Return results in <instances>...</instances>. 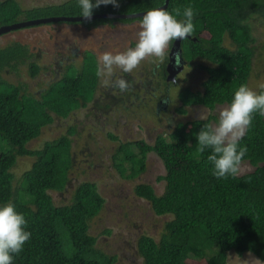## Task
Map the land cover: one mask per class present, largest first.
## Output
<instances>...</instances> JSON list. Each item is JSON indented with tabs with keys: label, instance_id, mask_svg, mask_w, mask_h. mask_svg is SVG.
Segmentation results:
<instances>
[{
	"label": "trees",
	"instance_id": "1",
	"mask_svg": "<svg viewBox=\"0 0 264 264\" xmlns=\"http://www.w3.org/2000/svg\"><path fill=\"white\" fill-rule=\"evenodd\" d=\"M164 2L117 0L118 6L101 4L92 16L144 13L161 8ZM188 6L196 13L194 33L180 42L181 57L187 63L186 70L196 60L207 65H199L206 72L199 91L189 86L178 88L180 115L196 106L209 112L217 106H228L234 91L242 84L248 85L253 35L247 23L254 15L264 21V0H169L166 11L174 15L179 12L178 18H182ZM59 17H80L78 0L29 9H22L16 0L0 1V27ZM141 19L100 18L67 24L91 31L116 23H140ZM50 24L54 23L40 26ZM226 40L231 47L225 45ZM167 56L158 66L162 75ZM36 57L28 45L19 41L0 46V204L13 203L25 216L26 230L31 233L14 264H115L116 257L97 249V238L89 232L91 220L105 204L95 183H78L70 200L62 204L52 197L53 193L67 192L73 181L70 173L75 167V154L71 136L76 133L75 127L46 142L41 149L27 147L46 126L98 101L99 60L94 53L85 51L79 66L61 68L59 75L38 94L4 79L5 73L18 75L22 68L35 78L40 72ZM161 79L166 80V76ZM259 92H264V87ZM168 97L167 93L163 105ZM150 103L151 109L157 110L158 100ZM214 120L210 114L206 119L180 122L170 133L160 134L153 144L143 140L120 142L108 134L112 141L119 142L113 159L124 179L139 177L145 171L149 154L156 155L164 166L165 175L157 179L165 183L161 195H156L148 184L135 188V195L149 202L155 215L171 217L157 241L146 234L138 237L137 253L143 264H227L229 251L239 257L251 253L264 261V116L254 115L240 141L247 146L241 165L249 164L253 170L228 179L215 178L207 162L209 152L197 151L195 134L205 125L212 126ZM19 157H32L34 162L20 182L14 184L12 170Z\"/></svg>",
	"mask_w": 264,
	"mask_h": 264
},
{
	"label": "rangeland",
	"instance_id": "2",
	"mask_svg": "<svg viewBox=\"0 0 264 264\" xmlns=\"http://www.w3.org/2000/svg\"><path fill=\"white\" fill-rule=\"evenodd\" d=\"M16 1L22 9H29L46 4H60L68 0ZM247 24L253 35L250 46L253 49L252 70L247 86L258 92L264 87V21L254 15ZM140 31L141 26L138 22L125 25L116 23L91 31L81 26L60 22L11 31L7 33L8 35L0 36V46L14 41L28 45L37 55L35 62L40 66V72L32 78L27 69L22 68L18 75L5 73L4 79L13 84H21L27 92L38 94L59 75L61 68L70 64L79 66L85 51L94 53L98 60L105 52L113 54L123 52L133 47L132 44H136ZM225 45L231 47L230 41L226 40ZM160 64L162 62L158 59L148 57L132 73L114 69L113 76L108 78L110 81L108 84L104 82L105 77L101 76L98 101L67 119L57 120L46 126L39 138L27 145L32 150L41 149L46 142L66 135L69 128L75 127L76 133L71 136L75 154V167L70 173L73 181L67 192L53 193L52 197L57 204H62L70 200L74 186L78 183L82 181L95 183L105 204L101 213L91 220L89 232L97 238V249L116 257L115 264H143L137 253L138 237L146 234L157 241L165 223L171 217L155 215L150 203L135 195V188L140 184L152 186L158 196L163 193L165 183L157 181L158 177L165 175L161 160L156 155L149 154L145 171L136 179L126 180L119 175L114 165L113 156L119 142L112 141L108 134H113L120 142L143 140L153 144L160 134L170 133L180 122L206 119L211 114L216 118L211 124L214 126L218 123L220 112L227 108L226 105L217 106L214 111L209 112L196 106L187 108L186 115H180L177 112V108L181 106L178 88L189 86L199 91L202 88L201 83L206 78V72L199 68V65L207 63L196 60L187 68V72H181L182 70L179 72L173 83L175 85H171L170 82L169 87L165 86L161 80L163 84L157 89V84H160L161 68H158ZM127 76L129 77L125 78ZM119 79L130 82L132 90L128 88L121 92L115 87V82ZM128 91L131 95L129 100L126 99ZM167 93L170 97L166 99L167 106L158 103L157 110H152L150 102L159 99L163 102ZM120 99L121 102L118 101ZM146 102L148 103L145 104ZM33 162L32 157L18 158L12 170L15 176L14 184L20 182L23 173L30 169ZM252 170L249 164H243L239 175ZM105 231L109 233L105 234ZM227 264H264V261L251 253L239 257L234 251H229Z\"/></svg>",
	"mask_w": 264,
	"mask_h": 264
},
{
	"label": "clouds",
	"instance_id": "3",
	"mask_svg": "<svg viewBox=\"0 0 264 264\" xmlns=\"http://www.w3.org/2000/svg\"><path fill=\"white\" fill-rule=\"evenodd\" d=\"M80 17L91 19L93 10L101 4L118 6L117 0H78ZM191 6L175 15L163 8L147 11L141 21V31L135 47L123 52L103 53L99 60L101 67L97 75L108 78L113 76L114 69L132 73L148 57L163 62L173 42L186 40L193 36L195 16ZM186 66V65H185ZM121 92L128 90L129 82L119 79L115 82ZM264 116V92H256L242 84L233 93L227 108L219 114L218 123L205 125L195 134L197 151L209 152L207 162L211 164V174L217 179L236 177L241 164L247 155V146L240 141L252 125L254 115ZM27 229L25 216L16 209L13 203L0 204V264H14L15 257L23 251L31 233Z\"/></svg>",
	"mask_w": 264,
	"mask_h": 264
},
{
	"label": "water",
	"instance_id": "4",
	"mask_svg": "<svg viewBox=\"0 0 264 264\" xmlns=\"http://www.w3.org/2000/svg\"><path fill=\"white\" fill-rule=\"evenodd\" d=\"M169 0H165L164 5L161 7L164 10L167 9ZM144 13H138V14H130V15H112V14H97L91 17V19H85L83 17H59V18H50V19H42V20H36V21H28L23 23H16L10 26H3L0 27V36L6 33H9L14 30H19L24 27L29 26H36L40 24L45 23H55V22H64V23H73V22H81V21H90L95 19H118V20H127V19H135L143 17ZM180 40H177L172 43V46L169 51V60L167 64V72L170 75V77L167 79V81H174V77L181 71L182 66V58H181V48H180ZM181 65V66H180Z\"/></svg>",
	"mask_w": 264,
	"mask_h": 264
},
{
	"label": "flooded vegetation",
	"instance_id": "5",
	"mask_svg": "<svg viewBox=\"0 0 264 264\" xmlns=\"http://www.w3.org/2000/svg\"><path fill=\"white\" fill-rule=\"evenodd\" d=\"M3 35H4V34H3ZM170 48H171V46H170ZM169 51H170V50H169ZM169 51H168V56H167V57H168V60H169ZM181 58H182V57H181ZM182 62H183V63H182V66L180 65L181 68H182V69H181V70H182L181 72H184V71H186V66H185V65H186L187 63L184 62L183 60H182ZM167 64H168V63H167ZM166 67H167V65H166ZM164 72H165L164 75H162V74L159 75V79H160L159 83H160V84H157V89H158L159 87L162 86V81H161L162 79H161V78L164 77V76H166V80L163 81L164 84H165V86H170L169 83H170L171 81H169V82L167 81V79H168V77H169V74H168V72H167V68H165ZM181 72H180V73H181ZM178 74H179V73H178ZM178 74H177V75H178ZM177 75L174 77V81H175V79L178 78ZM173 83H174V82H171V85H175V84H173ZM129 90H130V91L132 90L130 86H129ZM130 91H128V92H129L128 95H127L128 97H127V98L125 97L127 100H129V99L131 98ZM132 95H133V93H132ZM127 100H124V102L127 101ZM118 101L121 102V99L118 100ZM166 101H167V100H166ZM158 102H159L160 104H162V106H165V107L167 106L166 104L163 105L162 99H159ZM166 103H168V102H166ZM145 104H146V103H145Z\"/></svg>",
	"mask_w": 264,
	"mask_h": 264
},
{
	"label": "bare ground",
	"instance_id": "6",
	"mask_svg": "<svg viewBox=\"0 0 264 264\" xmlns=\"http://www.w3.org/2000/svg\"><path fill=\"white\" fill-rule=\"evenodd\" d=\"M164 3H165V2H164ZM171 74H173V72H171ZM171 74H169V77H170ZM169 77H168V78H169ZM171 82H174V81H171Z\"/></svg>",
	"mask_w": 264,
	"mask_h": 264
}]
</instances>
